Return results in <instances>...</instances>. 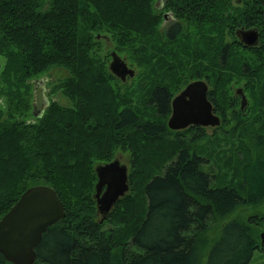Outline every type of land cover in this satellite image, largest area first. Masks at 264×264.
Wrapping results in <instances>:
<instances>
[{
	"label": "trees",
	"instance_id": "16d2710c",
	"mask_svg": "<svg viewBox=\"0 0 264 264\" xmlns=\"http://www.w3.org/2000/svg\"><path fill=\"white\" fill-rule=\"evenodd\" d=\"M241 2L0 0V214L36 182L52 186L64 209L41 232L33 264H246L255 248L264 249V212L223 219L235 207L264 199V0ZM164 11L174 19L162 28ZM184 21L195 26L188 34L200 31L201 44L184 48ZM236 24L258 30L250 47L256 55L239 72L258 75L251 85L261 128L249 135L250 144L240 140L252 122L238 112L225 70L206 77V95L220 118L210 137L204 124L167 126L171 88L180 79L173 74L183 69L184 51L204 65L217 58L224 65L226 43L210 49L219 29L235 35ZM97 33L138 67L129 81L108 69L109 51ZM52 65L66 68L53 86L69 101L50 98L35 114L32 86ZM184 71L179 86L191 74ZM96 130L104 134L94 136ZM201 136L234 142L236 162L227 158L222 169L219 163L210 169L214 157L196 150ZM118 150L128 153V186L98 221L94 164ZM203 160H209L207 169ZM216 217L221 223L212 235L208 227ZM0 264L14 263L0 253Z\"/></svg>",
	"mask_w": 264,
	"mask_h": 264
},
{
	"label": "water",
	"instance_id": "95a60500",
	"mask_svg": "<svg viewBox=\"0 0 264 264\" xmlns=\"http://www.w3.org/2000/svg\"><path fill=\"white\" fill-rule=\"evenodd\" d=\"M234 31L245 45H253L258 40L255 25L238 26ZM109 56L107 67L112 73L120 78L132 74V67L114 49L109 50ZM206 89L207 84L203 78L195 77L186 81L170 96L166 125L179 128L188 123L217 124L219 116L212 109ZM243 102L244 96L241 94L240 105ZM38 112L33 107V113ZM94 171L96 179L93 194L101 220L117 195L127 188V167L117 157H112L95 163ZM63 214V204L52 186L44 182L25 186L0 214V253L14 264H30L35 259V245L41 232ZM259 235L262 241L264 227L259 231Z\"/></svg>",
	"mask_w": 264,
	"mask_h": 264
},
{
	"label": "rangeland",
	"instance_id": "374dc122",
	"mask_svg": "<svg viewBox=\"0 0 264 264\" xmlns=\"http://www.w3.org/2000/svg\"><path fill=\"white\" fill-rule=\"evenodd\" d=\"M248 1L249 2L247 3V5L249 6L251 4V2H250V0H248ZM241 3H242L241 0H230V4L232 5V7H236L238 4H241ZM167 21H169V19L164 21L163 24L161 22L160 26L162 28H164L168 24ZM194 27L195 26H192V25L187 26V21L186 22L184 21V36L182 34L181 40H182V43H184L185 49H186V45H188V44H189V46L191 45V42H198L201 44L203 39H204L203 37L200 36L201 33L199 30L196 32V35H195V33L193 35L188 34V32H195ZM189 29H191L192 31H190ZM227 32L228 31L225 28L219 29L217 41H216L214 47L210 49V51L212 53V52H214V50L216 48L219 49L224 43H226V47H227L228 52H226V54L224 55V65H222V63H220L219 58H217V60L213 64L211 61H209L210 65L209 64L204 65L203 63L206 61L203 58H197L196 54L193 56L192 52L188 48L187 51H184L183 58L181 57V60H182L181 67L183 69L179 70L173 74L174 77H178L180 79L177 81L175 86L171 88V90H172V94H174L175 92L178 91V89L186 81H188L192 78H195V77L203 78L206 81V84L208 85L209 81L206 80V77L211 80V77H210L211 70L213 72H221L222 70H225L224 73L228 74V76H229L226 80H227V83H228L230 89L232 90V94L235 92L238 93V94L237 93L235 94L236 95V105L241 108L238 110V112L241 114L242 117H245L247 120H249V122L253 123V124L252 123L249 124L250 126L248 128L249 130H248V133L246 134V136H243L240 139V140H245L247 143H249L251 141V140L249 141V139H248L249 135H251L252 132L254 133V130L260 129L261 128L260 124H262L258 120V119H261V117H258L259 115L257 116L256 114H254L256 111V109H255L256 105L254 106V100H255V95L257 92L255 90L256 89L255 84H254V86L251 85L252 78L256 82L258 75L257 76L247 75L244 77V75L241 74L239 72V70H243L242 63H244V60H248L249 58L253 59L256 54L255 53L250 54V53H252V51H250L251 48L248 49L249 50L248 51L247 48L238 45L239 43L236 41L235 35L229 36ZM98 37H100V43L102 44V47L104 49H106L107 51H109L110 49H114V47H111V44L109 45V42H106L105 36L98 35ZM206 50H208V49L202 48L201 52L203 53ZM115 51L120 56H122L124 58V60L126 61V63L130 67H132V69H133L132 74H130V75L126 74L124 78H121V79H125V81H129L128 79L131 76L133 77V75L137 72L138 67L135 65L133 60H130L125 55L124 52L118 51L116 49H115ZM213 54H211V55H213ZM235 54H237L238 56H236ZM216 56L219 57V53ZM109 58H110V56L108 54L107 61ZM0 61H1V57H0ZM234 65H236V66L234 67ZM184 70H190L191 74H189L186 77V81L182 82V85L179 86L180 85L179 83H181V81L184 79V75L186 74ZM65 74H66V68L65 67L59 66V65H52V66H49L46 70H44L40 75H38L35 78V82L32 86V89H31L32 92L30 95V98L32 99L31 100V108L32 109H33V107L36 110H38V108H43L46 101H48V99H50V98L56 99L57 101H59L63 104L68 103L69 100L66 98V96L58 88L55 89L53 86V83L56 82L57 80L61 79ZM247 82L249 84L248 89H246L244 87V86H246ZM241 94H243V96H244V102L242 103V105H240ZM94 97H92V100L95 99L96 105L99 104V101H96V96H94ZM242 108H245V109H242ZM219 120H220V118H219ZM212 125L213 124H204V127H203L206 135H208L209 137L211 136L210 132L212 130ZM262 131H264V130H262ZM93 132H94L93 133L94 136H99V137L101 134H104L102 132V130H96ZM174 132H175V130L170 129L168 131V136L169 137L173 136V134H175ZM176 133H177V131H176ZM204 137L205 136H201V137L196 138L197 144H199V143L202 144L200 147H196V150H198L199 152H202V154L205 156H207V153H209L214 157L216 164L212 165V167H210V169L215 170L216 168H218L217 163H219L220 169H222V167H224L223 164L225 163V159H227V158L232 159L233 162L234 161L236 162V160L238 158L236 157V153H235L236 149H235L234 142L228 143V142H225L223 139H220L217 142L212 143L210 140H208L207 142L204 141ZM183 138H182V140H183ZM185 138H186V136H185ZM240 140H237L235 142V144H237ZM204 142H206V144ZM224 150H226L225 157L222 156L224 154ZM242 150H243V148H241V151ZM113 155L114 156H112V157H117L118 160L124 162L126 164V167H127V165H128V153H127V151H119L118 150V151H115ZM109 159H105V160H109ZM105 160H100L97 162L99 163V162H102ZM208 163H209V160H203V161H201L200 166L203 169H207L209 167ZM95 179H96V175H95ZM101 189H102V187H101ZM93 191H94V181H93L92 194H93ZM122 193H120V194H122ZM120 194H118V195H120ZM118 195H117V197H118ZM92 196L94 198V194ZM94 206H95V210H96V212H95L96 215L94 214V217L98 221H100V219H99L100 218V212L96 209L95 198H94ZM128 207H129V205H128ZM129 208L133 209L134 205H130ZM254 212H264V199L261 200L260 202L251 203V204H248L245 206L242 205V208H240V207L236 208L235 207L233 210H231L230 212L225 214L224 215L225 217L223 219L230 217V215H237V216L241 217L240 219L245 220L248 215H249L248 216V218H249L251 216V214ZM220 220H221V217H216L215 221L213 220L211 226L208 227V232L210 231L212 233V235H215V233L217 232L218 226L221 223ZM263 227H264V225L261 224L260 230ZM257 245L258 246L260 245L259 242L257 243ZM121 247H124V245L121 244ZM125 247H127V246L125 245ZM126 249L132 250V248H126ZM30 264H33V262H31ZM200 264H203V263L201 262ZM246 264H264V249H259L258 247L255 248L252 251L250 258Z\"/></svg>",
	"mask_w": 264,
	"mask_h": 264
},
{
	"label": "flooded vegetation",
	"instance_id": "af4514ba",
	"mask_svg": "<svg viewBox=\"0 0 264 264\" xmlns=\"http://www.w3.org/2000/svg\"><path fill=\"white\" fill-rule=\"evenodd\" d=\"M158 2V1H157ZM161 3H163L162 1H161ZM163 16H164V20L165 19H170V20H172L174 17L171 15V13H167V11H164V13H163ZM169 20V21H170ZM169 21H167V23H169ZM251 25V24H250ZM250 25H242V24H236L235 26H234V29L236 28V27H238V26H242V27H246V26H250ZM234 29H233V31H234ZM234 33H235V31H234ZM258 35V34H257ZM235 39H236V41L240 44V46H243V47H245V48H247V50L248 49H250V47L252 46V45H245V44H243L240 40H239V38H238V36L236 35V33H235ZM249 51V50H248ZM35 109V108H34ZM38 109H40V108H38Z\"/></svg>",
	"mask_w": 264,
	"mask_h": 264
},
{
	"label": "bare ground",
	"instance_id": "6f19581e",
	"mask_svg": "<svg viewBox=\"0 0 264 264\" xmlns=\"http://www.w3.org/2000/svg\"><path fill=\"white\" fill-rule=\"evenodd\" d=\"M190 125V124H189Z\"/></svg>",
	"mask_w": 264,
	"mask_h": 264
}]
</instances>
